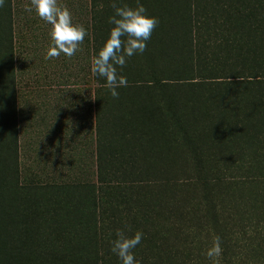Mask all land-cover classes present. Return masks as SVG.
Segmentation results:
<instances>
[{
	"label": "rangeland",
	"instance_id": "1",
	"mask_svg": "<svg viewBox=\"0 0 264 264\" xmlns=\"http://www.w3.org/2000/svg\"><path fill=\"white\" fill-rule=\"evenodd\" d=\"M58 2L67 6L75 23L87 29L81 50L71 58L63 54L45 58L51 43L50 26L34 10L24 11L30 0H5L0 7V44L12 36L17 40L15 52L0 50V102L4 104L0 116V264H64L72 257L75 264H86L83 258L96 264H120L110 251L117 226L111 228L109 218L118 217L135 199L164 211L159 202L154 207V202L148 201L163 199L155 193L165 184L163 178L170 167H181L176 164L183 159L174 144L164 139L166 98L158 99L157 89L132 95L128 87L133 77L126 71L152 70L163 79L168 76L164 72L167 68L205 71V63L196 59L199 43L188 47L171 41H176L175 34L183 36L185 32L199 36L197 27L208 19L213 23L210 17H202L213 12L208 7L211 0H193L190 8L181 2L173 9L168 0H146L144 6L159 23L144 54L130 58L122 69L128 86L118 89L119 97L114 99L107 87L97 95L102 109L101 131L95 126L98 118L93 101L98 84L91 61L105 39L93 33L91 17L95 12L90 0ZM103 27L99 24L98 28ZM206 40V49L200 42L199 51L210 60V41ZM231 55L235 61L242 53ZM217 63L215 59L209 63L213 64L211 71L218 69ZM193 75L195 72L186 77ZM144 81L146 86L154 82L151 77ZM188 81H179L167 94L188 98L194 91L186 86ZM193 93L204 107L209 96ZM107 153L123 161L117 165L125 177L144 185L138 194L122 199L112 188L102 190L100 175ZM145 185L149 186L147 192ZM154 219L149 220L154 224L152 229L167 225L170 218L166 212ZM146 227L150 228L149 224ZM137 229L143 232L144 228ZM61 237L71 238L60 241ZM69 240L74 242L72 247ZM147 245L144 233L135 250ZM61 246L67 247L65 252H60Z\"/></svg>",
	"mask_w": 264,
	"mask_h": 264
},
{
	"label": "trees",
	"instance_id": "2",
	"mask_svg": "<svg viewBox=\"0 0 264 264\" xmlns=\"http://www.w3.org/2000/svg\"><path fill=\"white\" fill-rule=\"evenodd\" d=\"M192 1L168 0V6L173 9L174 4L178 6L182 2L190 8ZM119 2L133 7L136 4V0ZM111 3L112 0H90V8L95 12L91 17L93 33L103 35L104 39L109 31L107 18L112 14ZM140 3L145 5L146 0ZM208 7L213 12L209 16L203 13L202 17H210L213 23L208 19L197 27L199 36L185 32L183 36L175 34L176 41H171L188 44V47L199 43V50L201 42L204 50L207 37L210 60L208 54L201 56L199 50L196 57L198 63L207 66L205 71L197 68L180 72L167 68L164 69L168 72L166 79L152 70L126 71L133 77L128 87L132 95L139 96L144 89L150 94L157 89L158 99L166 98L165 116L168 118L164 139L173 143L175 152L183 157L180 164L175 163L181 167L171 166L163 178L165 184L155 193L163 199L148 201L154 202V207L159 202L158 206L164 211L155 210L139 199H135V203L129 199L130 205L118 217L109 218L111 228L130 226L129 235L143 226L148 245L134 249L141 264H210L206 252L216 235L222 240L220 264H264V0H211ZM99 24L104 27L99 29ZM171 38L168 36V40ZM16 42L12 36L5 44H0L3 48L0 50L15 52ZM236 52L242 55L233 61L231 53ZM214 59L219 62L218 69L211 71L213 64L209 63ZM194 72L195 77H186ZM92 76L98 84L93 101L98 118L95 126L101 131L103 118L97 95L106 87L102 78ZM147 77L153 78V85L146 86ZM184 78L189 79L186 86L193 92L209 96L204 107L193 92L184 99L167 94ZM3 106L0 102V116ZM105 157L100 175L102 190L112 188L115 196L123 199L143 189L144 185L131 181L128 175L125 177V171L117 165L123 161L116 160L111 153ZM137 185L139 190L135 191ZM145 186L144 192H147L149 186ZM141 196L146 198V194ZM166 212L170 226L159 224L152 229L154 224L149 220ZM142 221L144 223L140 224ZM69 238L61 237L60 241ZM68 245L72 247L74 242L69 240ZM66 249L61 246L60 252ZM73 259L64 264H75ZM83 259L86 264H96Z\"/></svg>",
	"mask_w": 264,
	"mask_h": 264
},
{
	"label": "clouds",
	"instance_id": "3",
	"mask_svg": "<svg viewBox=\"0 0 264 264\" xmlns=\"http://www.w3.org/2000/svg\"><path fill=\"white\" fill-rule=\"evenodd\" d=\"M5 0H0L3 7ZM112 14L107 18L110 25L107 38L91 61V72L105 81V87L115 99L119 97L118 89L127 87V77L122 69L133 56L143 55L147 42L151 38L158 19L149 14L146 7L136 0L135 6L121 4L112 0ZM36 15L50 26V45L46 59H54L61 54L71 58L81 50V45L87 35V29L82 24L75 23L67 6H62L58 0H30L24 11ZM119 70V71H118ZM128 225L115 232V238L110 241V251L120 264H141L136 259L134 249L141 243L144 233L132 232ZM222 240L216 235L206 252L210 264H220L222 256Z\"/></svg>",
	"mask_w": 264,
	"mask_h": 264
}]
</instances>
